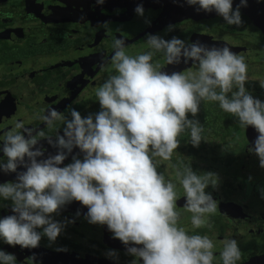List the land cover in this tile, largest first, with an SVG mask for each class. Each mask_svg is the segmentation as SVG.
<instances>
[{
  "label": "clouds",
  "instance_id": "obj_1",
  "mask_svg": "<svg viewBox=\"0 0 264 264\" xmlns=\"http://www.w3.org/2000/svg\"><path fill=\"white\" fill-rule=\"evenodd\" d=\"M104 2L96 0L97 5ZM173 3L197 6V13L214 11L228 25L238 27L242 24L240 9L247 7L248 0H239L235 8L233 0ZM134 11L143 16V5L137 4ZM100 26L107 28V22ZM174 27L168 25L167 31ZM145 43L149 50L132 56L126 52L124 39L112 41L108 64L113 74L94 90L99 112L82 117L71 108L65 116L52 107L42 110L43 114L36 113L35 118L49 130L56 128L57 121L64 125L63 134H56L55 139L42 129L25 127L22 121L4 134L0 151L6 162L0 161V171L16 173L15 182L0 184V198L11 201L14 213L0 218L4 243L35 249L42 236L54 242L65 224L74 221L58 222L52 214L78 201L87 207L85 219L90 224L106 225L112 238L121 241L127 253L142 259L143 264H213V241L207 235H190L179 226L177 185L157 168L169 162L183 190V210L192 214V227L211 229L210 217L218 205L205 189L217 185L216 174H197L182 161L170 163L185 132L194 147L205 140L204 127L188 114L196 117L202 102H214L224 113L236 117L240 128L252 126L258 136L248 150L264 168V102L245 88L249 80L245 57L227 45L186 42L176 36L164 39L152 33L145 35ZM157 53L163 54L167 65L191 61L196 70L169 72L153 63ZM260 86L264 88V81ZM42 139L58 151L38 160L45 151L38 147ZM73 148L79 149L82 159L73 155L72 162L61 167ZM18 167L25 170L17 172ZM221 243L222 264H237L241 259L238 242L225 239ZM57 251L66 252L67 248ZM108 255L116 253L110 251ZM27 260L36 264L35 253ZM0 264H16V257L0 250Z\"/></svg>",
  "mask_w": 264,
  "mask_h": 264
},
{
  "label": "flooded vegetation",
  "instance_id": "obj_2",
  "mask_svg": "<svg viewBox=\"0 0 264 264\" xmlns=\"http://www.w3.org/2000/svg\"><path fill=\"white\" fill-rule=\"evenodd\" d=\"M166 1L170 0L161 2ZM136 6L116 7L81 3L77 0H0V141L3 140L7 131L14 128L17 121H22L28 128L42 129L53 139L56 134L62 135L64 125L61 122L57 121L56 128L49 130L35 118L36 113L43 114V111L48 108L54 107L65 116L69 115L71 108H75L82 117L99 112L100 106L96 101L94 90L102 85L110 74H113L108 64L113 49L111 47L105 52L103 47L111 45L115 38L126 41V50L144 41L147 33L159 35L165 31L161 36L164 39L176 36L186 41V38L203 32L206 25L210 24L209 21L213 19V17L206 18L205 13L201 12L198 18L190 17L191 12L184 9L195 10L197 6L187 4L182 7L175 3L168 7L155 4L143 5V16L135 13ZM176 14L178 17L180 15L184 17L168 19L169 15ZM241 18L242 24L238 27L226 23L229 35H233L240 28L253 25L242 13ZM142 19L150 21V24L146 23L138 31L137 29L142 26ZM104 22H107V28L100 26ZM170 24L175 26L173 31H167V26ZM180 24L182 27L179 26ZM93 25L97 27L93 28ZM258 45L263 50L261 55L254 53L251 47L244 46L231 51L245 57L248 74L253 78H249L246 82V90L264 102V88L260 86V81H264V35L262 33L258 36ZM254 56L263 57L257 59ZM101 61L104 62L103 68ZM153 63L161 64L162 68L166 67L162 53H157L153 57ZM176 67L172 71L196 70V65L191 61ZM243 131H247L250 136L247 138L250 143L245 150L249 152L248 149L254 146L258 133L252 126H248ZM214 134L211 135L212 148L218 147L225 152L234 150L233 146L228 147L222 142L218 144L216 140L220 138L224 141L227 137L231 139L234 134L227 132ZM179 145H183L182 142ZM38 147L45 150L44 156L38 157V160L47 158L49 154L55 155L58 151L45 139L40 141ZM210 149L205 147L191 150L185 146L178 147L175 151L190 155L198 153L199 156L202 150V157L196 160L205 163V168L201 170L196 168L195 164L189 165L195 173L204 174L213 173L210 164L215 163L213 161L215 159L211 157L215 149ZM247 154L255 155L250 152ZM73 155L82 159L79 149L73 148L72 153L60 166L71 163ZM244 155L246 156V153ZM0 161L6 162L2 151H0ZM229 164L226 162L219 165L224 169L220 184L215 187L210 184L205 189L218 205L216 213L210 217L211 229L192 227V214L183 210L185 198L176 180L175 169L168 166L169 170L167 167L165 170L162 164L157 168L158 172L164 173L166 180H171L177 185L176 210L181 213L179 226L184 227L190 235L197 233L207 235L213 241L215 245L213 264H222L221 242L225 239H235L238 242L241 259L237 264H244L249 259L264 255V198H261V193L264 191V168L259 166V159H257L251 169L254 172L253 176L245 170L238 174L244 178L245 185L241 186L236 181V185L232 186L233 184L227 182L226 177L233 169L231 165L234 162ZM254 168L257 169L254 170ZM24 170L22 167L17 168V172ZM250 176L253 179L251 187L247 182ZM15 181L16 173L0 171V184ZM78 211L79 216L76 215ZM86 212L87 207L82 206L78 201H72L58 214H52V219L58 222L74 221L65 224L63 231L54 242L50 243L46 236H42L39 247L21 249L18 245L9 246L0 239V250L13 254L16 257V264H30L27 257L33 253L36 256V264H131L134 259L137 260V264H143L142 259L127 253V247L121 241L112 238L113 234L106 225L90 224L85 219ZM13 214L11 201L0 198V218ZM129 246L141 247L131 244ZM58 248H67V251H57ZM110 251H114L116 255L110 257L108 255Z\"/></svg>",
  "mask_w": 264,
  "mask_h": 264
},
{
  "label": "rangeland",
  "instance_id": "obj_3",
  "mask_svg": "<svg viewBox=\"0 0 264 264\" xmlns=\"http://www.w3.org/2000/svg\"><path fill=\"white\" fill-rule=\"evenodd\" d=\"M191 9L192 8H185L184 10L191 12L190 17L198 18L199 13H197L195 10H193V9L191 10ZM201 13H205V12L201 11ZM204 16L206 18H208V17L212 18L213 17V19L209 21L210 24L208 23L209 25H206L203 32L197 33V34L193 35L192 37L190 36V37H188V39L186 38V42H190L191 40L192 41L199 40V41H201L205 44H208V45H216V46L227 45L228 47H230V49H233V50H238L239 47H241V46L251 47L250 49H252L254 53H257L259 55L262 54L263 50H262L261 46L258 45V36L261 35L262 31L259 28H257L256 26L254 27L253 25L250 24V26H248L246 28H243V29L240 28L233 35H229L228 31L226 30V22L223 20L222 17L217 15L214 11L211 13H205ZM182 17H184V15H180L178 17L176 14L174 16L169 15L168 19L169 18L178 19V18H182ZM214 17H216V18H214ZM145 21H146V19H142V21H141L142 26H140L137 29L138 31L144 27V25L146 24ZM179 26L182 27L181 24ZM92 27L96 28L97 25H93ZM164 33H165V31L159 33V36L164 35ZM111 45H105V47H103L105 52L111 48ZM94 49L96 51V48H94ZM148 50L149 49L147 48L145 40H144L136 46L129 47V49H127L126 52L129 55H137V54L146 52ZM256 57L258 59L260 57L262 58L263 56H256ZM164 66H166V67H164L163 69L166 68L167 71L171 72L172 69L177 68L176 66H179V65H168L167 66V64L165 62ZM248 77L252 78V76L250 74H248ZM253 97L256 98L255 96H253ZM256 99H258V98H256ZM249 137L250 136L247 133V131H243V129H241V130L239 129L237 131V133L232 136L231 139L229 137H227L226 140L223 141V144H226V146H228V147H229V145L233 146L234 150H232L231 152H228V151L225 152L224 150H219L218 147H216V149L212 148L211 145L207 146V148H211L210 150L215 149L214 152L212 151L213 153L211 154V157L215 159V160H213V161H215V163H211L210 166L213 169V173L216 174V176L218 178L217 184H220V181H221L220 178L222 176H224V175H222V172H224V169L219 166L221 163L225 164L227 162V164L230 165L229 163L234 162V164L231 165L233 167V169L229 171L228 177H226V180H228L227 182H229L230 184L232 183L233 184L232 186L236 185V181L241 186L245 185V183H244L245 180H244V178L241 177L242 175H238V174H241V171L245 170L246 173H249L252 176L254 175L253 174L254 172H252L251 169H253L252 165L256 164L258 157L256 155L249 156V154H247L249 152L245 151L248 148V145L250 143V141L247 140V138H249ZM200 144H201V142H200ZM179 147H185V146L179 145ZM245 153H246V156L244 155ZM197 154L196 155L195 154L190 155L187 153L186 154L185 153L180 154V153H177V151H175L173 153V156H172L170 163L171 164H174V163L178 164V162L182 161L184 164H195L196 168H200L202 170V168H205L204 165H206V164L203 163L202 161L196 160L197 158H199L203 154L202 150L199 152V156ZM250 154H254V153L250 152ZM161 164L164 165L165 170H166V167L169 170V167H168L169 162L165 161V162H162ZM256 169L257 168H254V170H256ZM201 172H203V171H201ZM237 175H238V177L235 178ZM247 182H248L249 187H251L253 185L252 184L253 179H249V180H247Z\"/></svg>",
  "mask_w": 264,
  "mask_h": 264
},
{
  "label": "trees",
  "instance_id": "obj_4",
  "mask_svg": "<svg viewBox=\"0 0 264 264\" xmlns=\"http://www.w3.org/2000/svg\"><path fill=\"white\" fill-rule=\"evenodd\" d=\"M264 2V0H260ZM243 19H246L243 17ZM235 90V89H234ZM231 94H229L230 96ZM200 110L196 117H192L191 114H188L189 119H196L199 121L200 125L204 127V132L202 133L205 140L201 141V144L197 147H194L190 138L188 137V133L185 132L179 137L180 142L188 149L196 150L207 147L212 144L211 135L214 133L224 134L231 133L236 134L239 130L240 126L238 124V119L230 114L224 113L218 106L217 103H205L202 102L200 104ZM215 136V134H214ZM209 138V139H207ZM218 144L223 143V140L220 138H216Z\"/></svg>",
  "mask_w": 264,
  "mask_h": 264
},
{
  "label": "water",
  "instance_id": "obj_5",
  "mask_svg": "<svg viewBox=\"0 0 264 264\" xmlns=\"http://www.w3.org/2000/svg\"><path fill=\"white\" fill-rule=\"evenodd\" d=\"M81 3H94L96 0H77ZM162 0H105L103 5L108 6H121V5H162L164 7L170 6L173 4V0L161 2ZM239 3V0H233V8ZM176 4V3H175ZM240 12L245 15L254 26L259 28L264 35V3L259 0H248L247 7L240 9ZM80 153V152H79ZM81 154V153H80ZM82 155V154H81ZM244 264H264V255L254 257Z\"/></svg>",
  "mask_w": 264,
  "mask_h": 264
}]
</instances>
